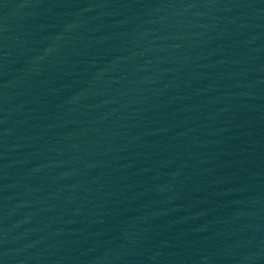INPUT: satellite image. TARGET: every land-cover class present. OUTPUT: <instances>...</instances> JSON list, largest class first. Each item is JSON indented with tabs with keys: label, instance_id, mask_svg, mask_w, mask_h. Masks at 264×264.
Segmentation results:
<instances>
[{
	"label": "water",
	"instance_id": "obj_1",
	"mask_svg": "<svg viewBox=\"0 0 264 264\" xmlns=\"http://www.w3.org/2000/svg\"><path fill=\"white\" fill-rule=\"evenodd\" d=\"M0 264H264V0H0Z\"/></svg>",
	"mask_w": 264,
	"mask_h": 264
}]
</instances>
